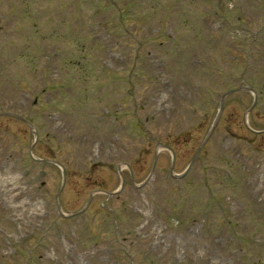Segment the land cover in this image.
<instances>
[{
    "label": "rangeland",
    "instance_id": "1",
    "mask_svg": "<svg viewBox=\"0 0 264 264\" xmlns=\"http://www.w3.org/2000/svg\"><path fill=\"white\" fill-rule=\"evenodd\" d=\"M0 264H264V0H0Z\"/></svg>",
    "mask_w": 264,
    "mask_h": 264
},
{
    "label": "trees",
    "instance_id": "2",
    "mask_svg": "<svg viewBox=\"0 0 264 264\" xmlns=\"http://www.w3.org/2000/svg\"><path fill=\"white\" fill-rule=\"evenodd\" d=\"M121 13H122V12H121ZM124 21H125V19L123 20V18H120V19H119V22H120V23H123ZM123 24H124V23H123Z\"/></svg>",
    "mask_w": 264,
    "mask_h": 264
},
{
    "label": "bare ground",
    "instance_id": "3",
    "mask_svg": "<svg viewBox=\"0 0 264 264\" xmlns=\"http://www.w3.org/2000/svg\"><path fill=\"white\" fill-rule=\"evenodd\" d=\"M123 170H124V167L121 166V167L119 168V171H123Z\"/></svg>",
    "mask_w": 264,
    "mask_h": 264
}]
</instances>
